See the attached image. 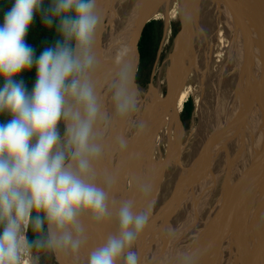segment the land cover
I'll use <instances>...</instances> for the list:
<instances>
[{"label": "clouds", "instance_id": "9594fccd", "mask_svg": "<svg viewBox=\"0 0 264 264\" xmlns=\"http://www.w3.org/2000/svg\"><path fill=\"white\" fill-rule=\"evenodd\" d=\"M97 0H12L0 21V264H35L33 250L84 243L81 218L109 215V194L90 181L93 142L103 107L93 84V52L100 17ZM59 35L39 56L27 43L37 14ZM35 66L31 91L23 79ZM114 117L127 119L136 102L128 77L120 72L108 85ZM63 121V137L59 127ZM114 235L89 254L88 264H138L132 251L148 213L130 201L116 212ZM33 238H28V230ZM75 230V232L73 231ZM38 260V257L35 258Z\"/></svg>", "mask_w": 264, "mask_h": 264}, {"label": "bare ground", "instance_id": "6f19581e", "mask_svg": "<svg viewBox=\"0 0 264 264\" xmlns=\"http://www.w3.org/2000/svg\"><path fill=\"white\" fill-rule=\"evenodd\" d=\"M156 1L159 2L161 0H156ZM173 1L175 0H168L170 6L172 5V3H174ZM179 1L181 4H183L187 0H177L176 2ZM215 1L216 3H219L220 6L221 4L227 5L226 10L224 11H222L223 6L220 7L221 8L220 13L222 15L226 11V13H228V19L230 21V24L234 26L233 31H235V33L231 38H233V40L235 39L233 43H235L236 52L233 55L234 62L232 63V66H234L233 68H235V70L233 71L231 67L232 73L236 75L243 67H244L243 71H246L245 67L247 68L251 67L250 71L246 73L248 80L246 81V83H244L246 77H244V74H242L243 78L241 75L240 78L238 79L239 85L233 83L234 85L231 86L229 90V94H228V90L223 89V86H221L223 91L222 92L219 91V96H218L219 102L221 104H224L225 103L224 99H228L229 101V105L227 107L228 109H225V107H223L227 112V116H225L226 118L224 120V125H220L219 123L220 121L218 118L217 120L218 122L213 127H209L208 129L206 128V131L205 132L203 131L204 132L203 134L205 135L203 134L201 135L204 137L203 138L200 137L201 138L200 148L201 145L206 148V144H207L208 146L207 148L211 149L210 145L208 144L210 142L211 144L214 145L212 149L216 148L218 154H213L212 153L213 150L211 149L212 151L210 152L209 150V152L207 153V156L209 155V159L206 160L205 162L202 161L200 163L201 172H200L199 180L201 181V183H200V190L199 192H197L198 190L196 191V195L194 194L193 196L192 195L190 197L188 196L189 199L187 198L188 200H186V202L184 203L180 201L182 203L180 204L181 206L174 205L175 201H173V205H172L173 208L168 209L167 213L164 212L165 215L163 213L164 216H162L161 219L160 216L157 215V213L154 214L152 213L154 212L153 210L151 211V213H149L148 221H147L149 225H147L146 223L143 230L137 234V238L134 241L133 247L131 249L137 254L138 264H193V262H200V264H264V0H227V1L215 0ZM106 2L111 4L110 6L111 9L109 12H111L112 16L114 14L116 15L117 9L124 11L125 14L123 13L120 14L119 17L120 22L117 19L118 21L117 24H114L115 27L113 28L108 27V29L98 28L94 41L93 52L97 60V67L93 73V84L97 90V94L102 104L103 111L107 112V117L104 119L105 120L108 119L110 122V124L108 125L109 127L106 125V127L108 128H106L107 137L105 136L106 140L108 139L109 141L108 146L105 145V142L107 141L105 140L104 142V136L103 133H101L102 127L101 128L99 127V121L97 122V125L95 127L96 131L94 133L93 142L95 144L100 145L101 154L99 158L95 159L94 161L95 162L99 161L97 162L98 163L97 166L99 167L97 171H99L100 173L105 171L103 170L102 166L105 167V165H108L106 164L107 161H105L107 160L106 149L107 150L109 149L111 154L113 153L115 154L116 150L119 151L121 149H123L122 150L123 153L132 152V148L138 150L137 149L138 146L135 145L136 143L134 141L136 138L138 140L139 137L141 136V135L139 136V132H140L139 129L141 130L140 127L142 125V121L144 122L145 120V124L146 121H149V124L147 126L150 127L151 122L154 123L155 121H157L158 118H160L157 115L160 109L154 110L149 108V111L144 109L147 105H149L148 99L149 100L151 99L150 96H152V93H150L148 96L146 94L143 98H140L134 94L133 90H130V92L135 98V102H136L135 111L131 113L127 119L124 120H121L120 118L113 116L112 107L110 103L111 93L108 90V85L117 77V75L120 72H123L128 77V83L132 85L130 73L133 70L134 58L132 57L131 43L135 31V22L134 20L131 22V19L134 17V15L136 16V13L138 11L143 13L144 9L139 7L140 4L139 0H106ZM170 6L168 7V10L164 12V16H165L164 20H166L168 17ZM152 7L159 8L160 6L157 7L152 6ZM126 15L129 18L125 21ZM205 21L207 22L206 19ZM243 41L245 45L243 47H240V44L238 43H242ZM192 42H194V40H192L191 42L189 41L187 42L189 47H191L190 45ZM195 43L196 42H194L193 44ZM199 48H200L199 42L197 46H192V49L188 48L189 50L192 51L194 50L191 54L192 57L190 58L188 56V58H190L192 61L186 63V65L183 66V63L185 61L181 57L180 65H182V67L181 68L173 67L174 70L173 69L172 71L170 70L171 73L169 74L168 84H167L170 95L168 98V102H170L171 104L170 106L171 109H173L174 116H177L176 107L179 109L180 106L178 107L177 104L180 102L185 92L187 90L188 91L191 90V92L194 93L195 90L197 89L196 86L194 87L190 86L189 88L187 87L189 81L187 83L186 81L190 77L189 75H191L192 77H196L195 78L196 82L200 83V79H202V82L204 84L207 83L206 80H203L202 78L203 76L200 74L201 53L200 54L197 53ZM250 53H252V55H250ZM205 56H207V54ZM193 57L194 59H192ZM111 69L113 70L108 74L109 70ZM212 84L216 85V83H210L208 85L212 86ZM240 84H243L244 86L241 87ZM233 89H235L238 92L236 96L234 95L231 96V94L233 93ZM244 95H245V103H246L245 111L243 109L242 110L239 109L240 110L239 113V111L234 110L235 107L233 106V104H235L236 99L242 100V97ZM203 99L204 97L202 96V98L200 99V103L196 104L200 109L199 111L202 110L200 105ZM155 103H157V100L155 101ZM145 110L147 113L145 114V112H143L144 114L143 113L141 114V112ZM151 111L152 113L155 112V114H151L150 113ZM219 111H222V109H220ZM174 116H173V120L175 122ZM219 116L223 118V113ZM145 117H148V120L147 118L145 119ZM201 118L202 117H200V120H202ZM237 118L238 120L240 118L239 122ZM104 119L100 121L105 122L103 121ZM140 121H141V125H140ZM159 125L162 126L161 124ZM165 128L168 129V127ZM143 129H147V127H144ZM125 130H128L127 134H129L127 135L128 136L127 140L131 139L129 143L124 139L125 138L124 137L123 138L124 140L121 141L122 144L117 141L119 143V146H117V148L115 147L112 148L110 145L111 138H115V136L118 138L120 135H122L121 133L124 134ZM208 134H211V138H207L206 135ZM167 135L169 134L166 133V136ZM166 138L169 139V137H165V139ZM170 140L171 139H169V141ZM150 141H148L149 145L151 144ZM164 141L166 143L168 142L167 140ZM130 142H132L133 144H130ZM141 142L143 143L142 140ZM178 143H181V141H178ZM121 146H124L125 148ZM123 153L120 152V154ZM132 153L134 154V152ZM133 154L131 155L133 156ZM114 158H116V156ZM139 158L137 159L139 160ZM127 161L131 162V160H127ZM134 161L136 162L135 159L134 160L132 159L133 163H135ZM224 161H226L227 163L223 164L225 163ZM211 162L214 164L213 165L214 170L216 171L215 173L216 177H214L215 175L213 173L214 176H212L213 177L212 183L211 180L208 178V173L210 172L208 169V165L210 166ZM235 162L237 165L239 164V166H241L240 167L241 170L236 175L235 179L231 181L233 179L231 177L233 176V174L236 173V169H237V167L235 169L234 166ZM133 163H131V165ZM229 163L230 165H228ZM133 165H137V164H133ZM177 165L178 167L182 166V163ZM97 166L95 167L97 168ZM130 167L132 169V166ZM204 168L206 169L203 170ZM158 169L162 170V172L164 173L165 168L163 169L159 167ZM176 169L177 167L175 165V170ZM125 170L126 169L124 168V173ZM113 171L110 172L113 173ZM94 172H95V168L92 167L90 171L89 182L95 183L98 187L103 188L109 194V198H108L109 215L107 216L106 219L102 221L89 220L87 216L81 218L80 228L82 230L81 235L82 238L84 239V243L81 244L79 252L62 247L54 249L55 250L54 253L56 252L54 256L56 259H58L57 261H60L61 264H88L89 254L96 248L102 246L110 236L114 235L116 231V227H117L116 212L118 211L121 205V203L119 205V201H121L119 199L120 198L119 191L115 185L114 186L112 185L113 188L109 187L110 186L109 183H111L113 180H111V182L108 183L101 175L100 177H98L99 179L96 180L95 179L96 174H94ZM204 172H205V177L203 176L204 178L202 179V175ZM111 175L109 174L108 176L111 177ZM191 175H193V173ZM131 176L130 178H132ZM151 176L153 177V175ZM161 176L162 175H160V177ZM112 177H115L114 179H116L115 175ZM169 178L170 176L166 178V181L170 182ZM107 179L110 180L109 178ZM219 179H222L221 182L222 184L220 183V187H219V190L221 189L220 191L222 192L218 195L219 190L214 192L215 190L214 188L218 187ZM130 181L134 188L133 190H131L132 191L131 194L129 193L128 195H132L134 197L136 196L135 198L132 199L135 202L133 204V208L137 212H142L143 208L145 207V204L149 203L151 205L152 200L150 198L148 200V197H150V192H152V190L143 187H142L143 189L142 188L139 189L136 187V183H134V180H130ZM151 182L153 186L154 180H152ZM141 184L142 183H140V185ZM116 185L118 184L116 183ZM147 186H149V184ZM189 186L191 185L189 184ZM185 187L187 188L186 185ZM207 190L209 191L210 194L206 193ZM123 192L124 194H127L125 191H122V193ZM178 192L180 191L178 190ZM178 192L176 191V193ZM126 197L127 195L121 197V199H124ZM129 200H131L130 197ZM164 201H166V198H164ZM198 201H199V210H200V225L197 227L195 231L194 228L195 226L193 223L194 220L192 219L188 220V215H187L188 213H186V211L189 212L190 216H193L190 213L195 214V216H198L197 213H195V211L197 212L196 207H198V205H196L195 202ZM124 202L122 201V203ZM160 203L156 205L159 206ZM162 204L163 206H165V203ZM160 208L158 209V211L163 212L160 210ZM192 209H194V211ZM153 219H155V222L153 221ZM151 221H153L156 224L157 226L156 231L150 230L153 223ZM73 231L75 232V230ZM208 257L209 259L207 261ZM120 264H124L123 257L120 260Z\"/></svg>", "mask_w": 264, "mask_h": 264}, {"label": "rangeland", "instance_id": "374dc122", "mask_svg": "<svg viewBox=\"0 0 264 264\" xmlns=\"http://www.w3.org/2000/svg\"><path fill=\"white\" fill-rule=\"evenodd\" d=\"M176 1L177 0L173 1L174 3H172L171 6L169 5L170 6L169 14H168V17L166 20H164L165 19L164 14H161L160 16H158V18H156V19H159L162 24L160 26L159 41H158V47H157L155 58L153 59V61L149 65H147V67L141 73L139 72V65H137L136 69L134 70L133 83H132V85L129 84V90H133L134 94L140 98H143L146 94L148 96L150 93H152V96H150L151 97L150 100H152V101H150L148 99L149 103L148 102L147 103L149 105H147L144 109H146L147 111H149V108L154 109V110L160 109V111L158 112L159 114L157 113L158 117H160V118L157 117L158 118L157 121H155L154 123L151 122L150 127L147 126L149 124V121H146V124H145V120H144V122L142 121V125H145V126H142L141 121H140L141 130L139 129L140 132L139 131L138 132H139V136L140 135L141 136L139 137L138 140L136 138L134 141L136 143L135 145L138 146V148L136 146V148L138 150L132 148V152H134V154L135 153H137V154L134 155L132 152H130V153L125 152L126 153L125 154L122 151L123 149H121L119 151L123 154H120V152L116 150L115 154L113 153L114 154L113 155L110 153L109 149L108 150L106 149V154H107L106 159L107 160H105V161H107L106 164H108V165H105V167L102 166L103 170H105V171H103L101 173L99 171H97V169L99 168L97 166V164H98L97 162H99V161L95 162L94 160L96 158L93 159V165H92V167L95 168L94 174H96V177H97V178L95 177L96 180L99 179L98 177H100V175L108 183L111 182V180H113V181L115 180L114 181L115 183L113 181L111 183H109V185H110L109 187L113 188L114 185L117 187L119 194H120L119 199L121 200V201H119V205H120V203L122 204V201L123 202L124 201L125 202L130 201L132 203V205L135 203L132 199L135 198L136 196L134 197L132 195H128L129 193L131 194V192H132L131 190H133V188H134L133 185L131 184L130 180H134V183H136V187L139 189H141L143 187V188H147L149 190H152V192H150V197H148V200H149V198L152 200L151 205L149 203L145 204V207L143 205V207H144L143 211L147 212L149 215V213H151V211L153 210L154 212H152V213L153 214L157 213V215L160 216V219L162 216L165 215V213H167L168 209L173 208V206H172L173 201H175L174 205L181 206L180 204L186 202V200L189 199L188 196L190 197L191 195L192 196L194 194L196 195L197 190H198L197 192H199L200 183H201V181L199 180L200 179V172H201L200 171L201 170L200 169V163L202 161L205 162L206 160L209 159V155L207 156V153L209 152V150H210V152L213 150L212 151L213 154H218L216 148L212 149L214 145L211 144L210 142L208 144L210 145V148L212 150L207 148L208 147L207 144H206V148L203 147L202 145L200 148V140H201V138L204 137L201 134H203L206 131V128L208 129L209 127H213L218 122L217 121L218 118L220 121L219 122L220 125H224V120L226 118L225 116H227V112L225 111V109H228L227 107L229 105V101H228V99H224L225 103L221 104L219 102V97H218L219 91L222 92L223 89H227L228 94H229V90H230L231 86L234 85L233 83H235L236 85H239L238 79L240 78V76L242 74H244V77H246L245 82H244V83H246V81L248 80L246 73H248L251 69V67H248V68L245 67L246 71H243V69H244V67H243L236 75H234L232 73V70L233 71L235 70V68H233L234 66H232V63L234 62V56L233 55L236 52V49H235L236 47H235V43H233V41L235 39L233 40V38H231V37L234 35L235 31H233L234 26L230 24V21L228 19V13H226V11L222 15L220 13V10H221L220 7L223 6L222 11H224V10H226L227 5L221 4V6H220L219 3H216L215 0H208V1L207 0H187L183 4H181L180 1L179 2H176ZM221 1H223V0H221ZM213 5H215V6H213ZM185 6H186V8H185ZM205 12H206V14H205ZM205 19L207 20V22L205 21ZM200 22L203 24H201ZM205 24H206V26H205ZM207 24H208V26H207ZM211 24H212V26H211ZM195 30H197V31H195ZM117 31H119V30H117ZM192 40H194V42H196V43L193 44L194 42H192L191 45L189 44L191 47H189L187 42L188 41L191 42ZM198 40H200V41H198ZM198 42L200 44V48H199V50L197 49L198 50L197 53L198 54L201 53L200 54V72L201 73L200 74L203 76L202 77L203 80H206L207 83H205L206 84L205 85L202 82V79H200V83L196 82V80H195L196 77H192L191 75H189L192 78L189 77L188 80L186 81V83L189 81L187 87L189 88L190 86H193V87L196 86L197 87L196 90L198 92L195 90V92L197 93L196 94L195 92L194 93L191 92V90L190 91L187 90L185 92V94L183 95L182 99L180 100V102L178 103L179 105L177 104V106L178 107L180 106V107H179V109L176 107L177 116H174L173 115V109H171V106H170L171 104H170V102H168V98L170 96L169 91H168V85H167L168 84V77H169V74L171 73L172 69L174 70L175 67H178V68L182 67V65H180L181 64L180 63L181 57L185 61L184 63L182 62L183 66L186 65V63H189L190 61H192L190 58L192 57L191 54L194 50L192 51L189 49H192V46H197ZM238 44H240V47H243L245 45L244 41L242 43H238ZM188 51L190 52V54ZM202 52H203V54H202ZM182 53H184V54H182ZM206 54H207V56H205ZM250 55H252V53H250ZM188 56L190 58H188ZM251 58H253V57H251ZM192 59H194V57ZM171 65H172V67H171ZM219 66H220V68H219ZM231 67H232V70H231ZM195 75H197V74H195ZM242 78H243V75H242ZM210 83H216V85L212 84V86H209L208 84H210ZM221 86H223V89L221 88ZM240 86L242 87L244 85L240 84ZM240 91H242V90H240ZM237 94H238V92L235 89H233V93L231 94V96L232 95L236 96ZM202 96L204 97L203 101L205 103L202 101V103L200 105L202 110L199 111L200 109L198 108V105H196V104L200 103V99L202 98ZM188 98L192 99L193 111H192L191 116L188 119L182 121L180 119V112L182 109V104ZM155 99L157 100V103H155V101H156ZM237 101H239V102H237ZM242 103H243V106H242ZM160 104H162V105H160ZM167 104H168V106H167ZM165 106H167V107H165ZM233 106L235 107L234 110L239 111V113H240V110H242V109L245 111V106H246L245 95L242 97V100L236 99L235 104H233ZM159 107H161V108H159ZM223 107H225V109ZM220 109H222V111H219ZM146 110L142 111L141 114L143 112H145V114H146L147 113ZM150 113L155 114V112L152 113V111ZM222 113H223V118H221V116H219ZM163 114H164V116H163ZM173 116L175 117V122L173 120ZM216 116H219V117H216ZM168 117H170V118H168ZM200 117H202L201 118L202 120H200ZM146 118L148 120V117H145V119ZM107 120L104 119L103 121H105V122L99 121V127L100 128L102 127V130H103V132L101 130V133H103L104 142H105L106 137H107V134H106L107 129L106 128H108L109 127L108 125L110 124L109 120L108 121ZM203 120H205V121H203ZM237 120H238V118H237ZM239 120H240V118H239ZM239 120H238V122H239ZM165 121H166V123H165ZM104 124H105V126H104ZM153 124H154V126H153ZM159 124H161L163 127L164 126L168 127V129H166L165 127L163 128ZM106 125L108 127H106ZM155 125H156V127H155ZM144 127H147V129H143ZM157 127H160V128H157ZM164 129H165V132L167 134H169L170 136L169 135L166 136ZM172 129H174V130H172ZM59 131L61 133V136L63 137V133H64L63 121H61ZM95 131H96V128H95ZM167 131H169L171 133H169ZM161 132L163 135L161 134ZM127 133H128V130H125L124 134L121 133L122 135H120L118 138L116 136H115V138H111V140H110V142L112 143V144L110 143L111 147L117 148V146H119V143H121V141L124 139L129 143V141L131 139L127 140V137H128L127 135H129ZM145 133H146V135H145ZM203 135H205V134H203ZM152 136H154V137H152ZM164 136L169 137V139H171L172 141L170 140L171 141L170 142L169 139H167V138L165 139ZM206 136H207V138H211V134H208ZM150 137H152V138H150ZM120 138H121V140H120ZM147 139H148V141H150V139H151V141H153V139H154V141H153L154 143L150 141L151 144L149 145ZM141 140L143 141V143L141 142ZM164 140H167L168 142L166 143ZM106 141L107 142H105V145L108 146V143H109L108 139ZM178 141H181V143H178ZM207 142H208V139H207ZM130 144H133V143L130 142ZM146 146H148V147H146ZM121 147L125 148L124 146H121ZM139 148H141V149H139ZM207 149H208V151H207ZM144 151H146V152H144ZM131 154H133V156ZM115 156H116V158H114ZM117 156H120V157H117ZM202 156H203V158H202ZM124 157L127 159H125ZM131 157L133 160L134 159L136 160V162L134 161L135 163L132 162ZM196 157H197V159H196ZM118 158H119V160L121 158L122 159L119 161ZM137 158H139V160ZM115 159H117V160H115ZM127 160H131V162L127 161ZM185 161H186V163H185ZM113 162H115V163H113ZM128 162H130V163H128ZM224 162L225 163H223V164L227 163L226 161H224ZM131 163L137 164V165H133V164L131 165ZM180 163H182V166L178 167L177 164H180ZM127 165H128V167H127ZM175 165L177 167L176 170H175ZM213 165L214 164L212 162L210 164L211 167L208 165V169L210 171L208 173V178L211 180V183L213 181L212 176H214L216 173ZM228 165H230V163ZM95 166H97V168ZM130 166H132V169ZM136 166L139 168H137ZM234 166H235V169H236V167H237V169H236V173L233 174V176L231 177V178H233L231 181H233L235 179L236 175L241 170L240 169L241 166H239V164L237 165L236 162L234 163ZM108 167H109V169H108ZM135 167H136V169H135ZM159 167L163 168V169L165 168L164 173L162 172V170L158 169ZM124 168L126 170L128 168L127 172L125 170V173H124ZM151 168H153V169H151ZM201 168H202V166H201ZM210 168H212V169H210ZM215 168H216V166H215ZM113 169H114L115 173H114ZM205 169L206 168H204L203 170H205ZM110 171L111 172L113 171V173H111ZM192 173H193V175H191ZM213 173H214V175H213ZM109 174L110 175L113 174V175H111V177H109L108 176ZM133 174L135 177L133 176ZM104 175H105V177H104ZM114 175L116 176V179H114L115 177H112ZM151 175H153V177ZM160 175H162V176L160 177ZM130 176L132 178H130ZM166 176L167 177L170 176V178H169L170 182L166 181V178H167ZM203 176L205 177V172L202 175V179L204 178ZM140 177L141 178L143 177V178L141 179ZM174 177H175V179H174ZM214 177H216V175ZM107 178H109L110 180H108ZM138 179L139 180L141 179V180L139 181ZM186 179H187V181H186ZM118 180H120V181H118ZM152 180H154L153 186H152V182H151ZM123 181H124V183H123ZM221 182H222V179H219L218 187L214 188L215 189L214 192L219 190ZM116 183L118 185H116ZM140 183H142V184L140 185ZM147 183L149 184V186H147L148 185ZM165 183H166V186H165ZM189 184L191 186H189ZM150 185L152 186V188ZM185 185L187 186V188L185 187ZM182 186H184V187H182ZM126 189H127V191H126ZM185 189H186V191H185ZM178 190L180 192H178ZM220 190L218 192V195L222 192ZM122 191H125L127 194H124V192L122 193ZM176 191L178 193H176ZM182 191H184V192H182ZM163 192H164V194H163ZM206 193H209V191L207 190ZM125 195H127V197L124 198L125 200L121 199V197H123ZM134 195H135V193H134ZM176 195H178V196H176ZM129 197L131 200H129ZM142 197H143V195H142ZM204 197H205V195H204ZM164 198H166V201H164ZM159 203H160V205L157 206L156 204H159ZM162 203H165V206H163ZM195 204L198 205V207L195 206L197 208V212L195 211V213H197L198 216H195V214H192V213H190V214L193 215L194 217L190 216L188 211H186V213H188L187 214L188 220H191V219L194 220L193 223H194V226H195L194 228L196 231L197 227L200 225L199 201L195 202ZM161 206H163V207H161ZM159 208L163 212L158 211ZM164 208H166V209H164ZM192 210L194 211V209H192ZM163 213H164V215H163ZM155 219H153L154 222H155ZM153 221H151V222H153ZM157 221H156V223H157ZM159 221H161V220H159ZM167 221H168V218H167ZM154 222L152 223L150 230L156 231L157 226ZM147 225H149V223H147ZM54 251L55 250L51 249V248H44V249H42L41 252H37V253L33 252L32 256H33V259L35 261V264H61L60 261L56 262V260H58V259L55 258L54 255L56 252L54 253ZM37 257H38V260H35V258H37Z\"/></svg>", "mask_w": 264, "mask_h": 264}, {"label": "trees", "instance_id": "16d2710c", "mask_svg": "<svg viewBox=\"0 0 264 264\" xmlns=\"http://www.w3.org/2000/svg\"><path fill=\"white\" fill-rule=\"evenodd\" d=\"M51 0H44V6L47 7ZM12 0H0V21H2L4 12L11 7ZM161 21L159 19L150 20L145 24L142 29L137 49L139 53V72L141 73L147 65H149L155 58L158 41ZM59 35L56 31L55 25L53 28H46L41 21V15L38 13L36 18L33 21L32 26L29 29L27 36V43L30 44L34 49L37 56L41 51L54 44V42L59 39ZM19 79H23L29 91H31L35 79H36V70L35 66L31 70L24 71ZM2 84V81H0ZM193 111V102L191 98L185 100L182 104V109L180 112V119L182 121L188 119ZM9 119L7 114H0V123H3ZM28 238L31 240L33 238V232L31 229L28 230ZM33 252H40V250H33Z\"/></svg>", "mask_w": 264, "mask_h": 264}, {"label": "water", "instance_id": "95a60500", "mask_svg": "<svg viewBox=\"0 0 264 264\" xmlns=\"http://www.w3.org/2000/svg\"><path fill=\"white\" fill-rule=\"evenodd\" d=\"M167 1V2H166ZM140 4L139 7H141L143 10V13L138 11L136 13V16L134 15V17L131 19V22L134 20L135 22V31H134V36L132 39V43H131V48H132V57L133 59V70L131 71L130 75H131V81L133 83V75H134V70L136 69L137 65H138V61H139V53H138V49H137V44L142 32L143 27L145 26V24L147 22H149L150 20H154L156 18H158V16H160L161 14H164V12L166 10H168V0H161L159 2H157L156 0H139ZM160 3V5H159ZM170 5V4H169ZM111 4L106 2H104V0H97V5H96V14L100 17V24L98 26V28L101 29H108V27H115L114 24H117V22L119 20L120 14H125L124 11L117 9V13L116 15L114 14L112 16L110 9H111ZM152 6H160L159 8H153ZM168 6V7H167ZM134 7V6H133ZM167 7V8H166ZM157 9V10H156ZM129 17H125V21L128 19ZM118 19V21H117ZM57 261V260H56ZM200 262H193V264H199Z\"/></svg>", "mask_w": 264, "mask_h": 264}, {"label": "flooded vegetation", "instance_id": "af4514ba", "mask_svg": "<svg viewBox=\"0 0 264 264\" xmlns=\"http://www.w3.org/2000/svg\"><path fill=\"white\" fill-rule=\"evenodd\" d=\"M113 69L109 70L108 74L112 71ZM42 251V249L40 250V252ZM209 257L207 258V261H208ZM206 261V262H207ZM57 262V261H56Z\"/></svg>", "mask_w": 264, "mask_h": 264}, {"label": "snow or ice", "instance_id": "6c2138e0", "mask_svg": "<svg viewBox=\"0 0 264 264\" xmlns=\"http://www.w3.org/2000/svg\"><path fill=\"white\" fill-rule=\"evenodd\" d=\"M103 116H104V118H106L107 117V112H104Z\"/></svg>", "mask_w": 264, "mask_h": 264}]
</instances>
